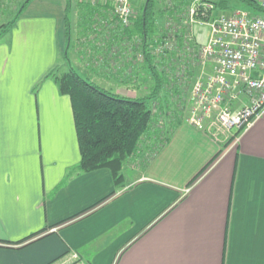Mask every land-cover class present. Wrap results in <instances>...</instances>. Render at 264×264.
I'll list each match as a JSON object with an SVG mask.
<instances>
[{
    "label": "crops",
    "instance_id": "1",
    "mask_svg": "<svg viewBox=\"0 0 264 264\" xmlns=\"http://www.w3.org/2000/svg\"><path fill=\"white\" fill-rule=\"evenodd\" d=\"M19 2L0 38V264H264V110L226 147L165 116L170 137L146 138L122 180L82 172L71 98L48 75L66 56L89 82L144 98L152 66L109 4Z\"/></svg>",
    "mask_w": 264,
    "mask_h": 264
},
{
    "label": "built area",
    "instance_id": "2",
    "mask_svg": "<svg viewBox=\"0 0 264 264\" xmlns=\"http://www.w3.org/2000/svg\"><path fill=\"white\" fill-rule=\"evenodd\" d=\"M97 1L110 5L117 24L125 28L133 25L131 0ZM257 2L262 12L238 8L231 14L211 17L216 5L211 0H195L186 26L178 29L169 22L171 32L162 38L157 51H175L182 62L193 55L195 60L211 64L208 72L195 78L188 95L192 104L188 122L199 130L211 132L216 124L217 129L231 134L252 126L264 110V0ZM196 24L208 29L205 45H198L190 32ZM179 40L183 42L181 47ZM175 72L180 80L179 65Z\"/></svg>",
    "mask_w": 264,
    "mask_h": 264
},
{
    "label": "trees",
    "instance_id": "3",
    "mask_svg": "<svg viewBox=\"0 0 264 264\" xmlns=\"http://www.w3.org/2000/svg\"><path fill=\"white\" fill-rule=\"evenodd\" d=\"M211 1L222 11L235 7L249 9L254 13L262 12L257 0ZM154 7L155 0H147L143 6L142 15L134 21L135 30L140 40L138 46L142 49L143 58L152 66L154 89L148 97L118 96L89 82L71 68L61 75H54L55 71L48 75L50 77L54 75L60 92L69 95L71 98L81 153L79 169L82 172L89 173L107 168L112 171L116 182L122 180L124 164L137 156L146 138L158 140L160 143L164 141V131L161 129L164 127V118L165 116L176 115L174 111L164 112L167 107L171 106V98H173L177 109H182L185 105V99L188 96L186 82L184 88L182 87L183 84L172 80L173 76L171 75L172 73L175 74L171 67L173 59L176 58L175 51L162 53L157 51L161 47L162 38L170 34L171 28H168L169 32L165 34H160L157 31ZM14 24L15 21H9L7 25H1L0 38ZM122 28L126 30L129 27ZM181 46H183V42L179 40L178 47ZM154 59L156 60L155 64ZM167 66L172 73L167 70ZM163 92L168 97L165 103L160 100ZM244 130L245 128L240 129L238 134ZM214 160L209 163L206 169Z\"/></svg>",
    "mask_w": 264,
    "mask_h": 264
},
{
    "label": "rangeland",
    "instance_id": "4",
    "mask_svg": "<svg viewBox=\"0 0 264 264\" xmlns=\"http://www.w3.org/2000/svg\"><path fill=\"white\" fill-rule=\"evenodd\" d=\"M19 1L20 0H8L9 4L8 5L6 4V6L3 8L4 16L0 19V26L1 25L5 26L8 24V21H12L16 18L15 16H17L20 10L19 3L21 2ZM84 1H88V3H90L91 5L106 4V3H103L102 1H97V0H84ZM146 1L147 0H131L132 7L134 9L133 24H134V21H136V19H138L142 15L143 6L145 5ZM194 1L195 0H155L154 20H155V26H156L157 31L160 34H165L166 32H169L168 27H169L170 21H172L177 26L178 29H180L179 28L180 26H186L185 24H188V20H189V8L193 5ZM236 9L238 8L232 7V9L230 10L222 11L216 7V11L211 13L210 16L215 17L217 15H222V14H231ZM171 11H173V13H171ZM84 13H87V11ZM113 19L116 22V19L115 18ZM198 20L201 21L202 19L198 18ZM190 32L194 34V40L196 41L198 45L201 46V45L207 44L208 29L206 26L196 24L193 26V28L190 29ZM189 55L190 54H188V56ZM197 60H195V57L192 55L190 57H187L186 61L182 62L180 55H176V58L175 60L173 59V64L171 65L172 71L174 72L176 71L175 69L177 68V65L181 67L180 74H181V79H183L181 84H183L182 87L185 88L184 84L186 82V89L188 91V95L189 93H191V89L193 87L195 78L202 76L205 72H208L209 70L208 66H211V64H208V61H201V60L200 61L198 60V63L196 64ZM200 62L203 64H200ZM68 65L69 63H68V60L66 59V56L65 58H60V64L57 66L54 75L56 74L61 75L62 73L67 72V69L65 68L66 67L68 68ZM167 70L170 73H172L168 66H167ZM54 75L51 77L54 78ZM171 75L173 76L172 80L174 81L176 80L177 82L181 81V79L179 80V77L176 72L175 74L172 73ZM138 85L139 84H137V86ZM175 87H178V85H175ZM172 99L173 98H171V101H170L171 106L167 107L164 110V112L168 113V112L174 111L176 113V116L181 115L182 118H185V119H182V121H184L187 124H190L188 122V117H189V113H190V109L192 105L190 102V96H189V99H188V96L186 97L185 105L182 107V109H177V107H175L176 104ZM168 119H169L168 117L164 118L165 124L166 122H169ZM212 125L213 124H211V126ZM215 125L216 124H214V126L211 128L212 136L216 138L218 141H223L222 144L223 145L225 144V147L229 143L236 141L238 137L244 132L243 131L241 134H238L240 130L239 129L238 131H233L230 134V133H226L222 131V129H217L218 127ZM165 127H166L167 132L164 133L163 140L170 137V133L168 132L170 128L169 126H166V125ZM125 167L126 165L124 164L123 168Z\"/></svg>",
    "mask_w": 264,
    "mask_h": 264
}]
</instances>
